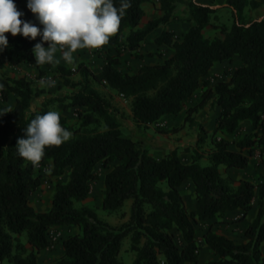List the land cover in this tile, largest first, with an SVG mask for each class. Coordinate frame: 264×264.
Segmentation results:
<instances>
[{"label": "trees", "instance_id": "1", "mask_svg": "<svg viewBox=\"0 0 264 264\" xmlns=\"http://www.w3.org/2000/svg\"><path fill=\"white\" fill-rule=\"evenodd\" d=\"M145 1L149 0H130L131 7L117 34L109 39L116 54L107 55L99 73H92L80 63L81 78L72 81L65 77L69 69L58 67L71 88L65 95L67 101L59 99L58 108H81L76 110L74 123L58 112L61 126L72 136L58 147L45 148L41 161L50 162V172L56 178L47 210H36L30 204V195L44 178L18 155L16 143L25 136V128L36 115L48 112L50 99L42 103L41 109L33 110V102L43 91L23 76L9 79L0 90L2 101L11 96L15 99L12 112L0 116V264H37L39 251L50 244V229L61 226H77L79 231L62 241L63 252L51 264H125L118 254L128 236L135 253L131 264H197L199 246L194 221H208L228 210L246 213L256 197L257 212L244 230L243 242L211 228L204 233V242L217 255V259L204 264H264V183L255 184L245 178L231 182L221 168H246L254 150L259 151L264 167V17L244 21L243 13L245 6L253 8L261 1L227 0L231 24L215 25L221 36H205L204 30L214 25L212 19L220 8L190 0L185 18L189 22L187 31L181 37L163 31L155 38L157 45L170 46L173 54L161 63L143 65L134 73L123 72L116 67L122 49L139 57L138 48L147 34L167 22L175 6V0H161L163 15L139 26ZM13 2L24 13L22 20L43 28L27 8V0ZM113 3L119 8L121 0ZM5 35L9 46L0 52V68L35 63L32 49L41 37L31 40ZM234 56L239 58L240 66L227 79L209 85L211 68L216 63L232 62ZM103 80L129 101L132 117L139 125L177 114L196 91L205 87L200 101L186 108L184 118L194 124L191 114L208 100L220 107L210 133L213 148L205 160L195 148L189 162L180 159L177 149L161 157L150 154L122 132L115 119L118 109L94 87ZM0 110L4 109L0 106ZM245 120L251 124L250 132L236 142V149H230L225 135H233ZM244 148L247 154L242 152ZM97 165L106 169L102 208L116 212L130 201L128 220L119 226L100 218L89 205H76L89 196L91 182L97 179ZM185 181L194 185L193 210L187 208L179 190ZM174 231L181 245L176 243Z\"/></svg>", "mask_w": 264, "mask_h": 264}, {"label": "crops", "instance_id": "2", "mask_svg": "<svg viewBox=\"0 0 264 264\" xmlns=\"http://www.w3.org/2000/svg\"><path fill=\"white\" fill-rule=\"evenodd\" d=\"M189 1L190 0H175V6L168 21L158 25L154 30L147 34V36L141 43L140 47L138 48V53L140 54V56L137 57L133 54L132 51L122 49L121 53L119 54V62L116 64V67L123 72L134 73L143 65L158 64L169 58L173 54V49L166 44L157 45L155 43V38L159 36L163 31H172L177 37H181L182 33L187 31L189 22H187L185 18L188 15ZM193 1L215 8H220V10L228 9V5L226 2L227 0ZM256 1H261V3L253 8L249 5L245 6L243 13L250 10L254 13L253 18L264 17V0ZM141 7L143 10V15L140 20L139 26H143L149 20L158 18L163 15L161 0L145 1L142 3ZM44 46L47 47V43H44ZM111 54H116V49L113 45L108 43L99 49H78L75 53H73L74 62L72 64L66 63L63 60L62 54L60 52H57L55 54V58L59 60V66L68 67L74 64L79 65L80 63H83L92 73H99L103 64L106 62L107 55ZM226 66H230L229 68L233 69L237 68L238 66H240L239 58L237 56H234L232 62L223 61L221 63H216L211 68L210 74L216 72V70H218L219 68ZM44 68V65H37L35 63L27 64L24 62L17 65H6L3 68H0V77L2 78L1 72L4 73L9 71L12 77L14 76L13 78L23 76L30 80H37L39 71L44 70ZM78 75L79 77L77 76V78L80 79V73ZM210 79L212 80V77H210ZM0 84H3V86H5V83L1 79ZM94 87L98 89L102 95L107 97L111 101L112 105L118 109V113L115 114V119L120 124L122 132L130 136L133 140L137 141L143 147L147 148L150 154L156 157H161L166 152L177 149L180 159L183 162H189L191 150L193 148L198 150L199 146H203L210 151L213 148L210 133L214 129L217 123V119L220 115L221 110L219 106H211L205 104L196 112H193L191 114V118L194 119V124L192 125L189 124V121L184 120L186 115V108L189 106H193L200 101V89L193 94L190 101H188L185 107L177 114L163 115L159 118L157 123L139 125L134 121L132 117L129 101L126 99H122L115 89L110 88L106 84H101L99 86V84L97 83H94ZM7 101H2L0 99V106L2 107L1 103H5L8 104L6 108L12 107L15 101L14 96H11ZM78 108L81 107L73 106L66 110L58 108L56 112H59L60 114L65 116L71 123L76 120V110ZM241 126L245 128V131L242 134H238L239 131H236L234 133L238 134L237 141L243 138V136L251 130V124L247 120L242 121L240 127ZM158 127L161 130H158ZM225 137L229 140V148L236 149V145L234 146V144L231 143L232 141L230 138H232V135H225ZM22 138H26V135ZM247 151V148H244L242 150V152L245 154L248 153ZM253 157L255 156H250V159ZM221 168L224 170L223 167ZM249 168L250 166L244 169L227 168L226 173L224 174L225 176H227V172L228 174L236 173L239 174L238 178H245L249 180V178L246 176V172L247 170H249ZM261 170L264 171V167H262V165ZM184 184H187L188 186L185 187ZM179 190L184 198V202L187 208L189 210H193L195 207L193 183L190 181H185L179 187ZM256 212L257 197L253 201L252 208L246 213H244L241 209L233 211L228 210L222 214L216 215L214 218L208 221L197 220L199 225H202L203 227L201 237H196L197 244L199 246L197 264H204L208 260L217 259V255L206 245L203 239L204 233L209 228H211L218 234H222L231 238L235 242H243L245 240L244 230L247 225L253 220ZM261 251L262 253H264V242H262L261 244Z\"/></svg>", "mask_w": 264, "mask_h": 264}, {"label": "clouds", "instance_id": "3", "mask_svg": "<svg viewBox=\"0 0 264 264\" xmlns=\"http://www.w3.org/2000/svg\"><path fill=\"white\" fill-rule=\"evenodd\" d=\"M130 7V0H121L119 8L114 6L113 0H27V8L43 25L41 29L21 19L24 13L13 0H0V52L9 46L6 33L31 40L39 36L41 42L32 49L35 64H58L57 52L66 63L72 64L73 53L78 49H99L108 44ZM3 87L0 84V90ZM9 112H12L11 107L0 110V116ZM60 119L56 111L36 115L25 128L26 138L17 140L18 155L34 168L39 167L46 147H58L71 138L72 133L61 126Z\"/></svg>", "mask_w": 264, "mask_h": 264}, {"label": "rangeland", "instance_id": "4", "mask_svg": "<svg viewBox=\"0 0 264 264\" xmlns=\"http://www.w3.org/2000/svg\"><path fill=\"white\" fill-rule=\"evenodd\" d=\"M254 17V13L252 11L244 12V21H248L249 19H252ZM213 24L211 26H208L204 30L205 36H214L218 35L221 36L222 34L219 32V29L216 28L215 25H220L222 23H225L227 25H230L232 22L231 14L229 9H223L219 10L213 17ZM44 70H40L39 74L37 76V80L32 79L33 86L36 89L42 90L43 94L40 96H37L35 101L32 104L33 110H39L42 107V103L45 102L47 99H50L47 109L48 111H57L58 105L60 104L59 99L63 97L62 99L64 101H67L65 98V95L68 94L71 91V88L68 84H65L64 82V76L65 74H62L61 70L58 69L59 65L57 63L53 64H44ZM230 66L222 67L216 70V72L210 74L212 77V80L210 77L208 78L209 85H213L218 79H227L229 77V74L233 70V68H229ZM69 69V74H66L68 79L72 81H77L79 78V69L78 65L74 64L72 66L66 67ZM71 68H75V71H72ZM2 78L0 79L6 84V82L13 78L10 72H1ZM43 81V83H42ZM48 81H51L52 83L49 84ZM99 86L101 85L100 83ZM203 88H201V91ZM60 97V98H59ZM65 98V99H64ZM8 103V101H7ZM211 100H208L206 102V105H211ZM2 104L3 109H6L8 104ZM75 122V121H74ZM71 122V123H74ZM237 131H239L238 134H242L245 131V128L241 126ZM238 134H233L231 139V143L236 145L237 142V136ZM198 151L201 154V156L204 158L207 157V154L210 150L207 148H204L203 146L198 147ZM255 151H253V154L251 156H254ZM29 162V161H28ZM250 168L246 172V176L249 178L250 181H252L255 184L264 183V171L261 170V159L258 158H251L249 165ZM247 166V167H248ZM50 162L48 160L41 161L40 167L34 168L36 172H40L44 178L43 184L38 187L29 197L30 204L36 209L40 211L47 210L51 205V199L53 194V187L55 184V176L51 174L50 172ZM225 170V171H224ZM222 169L223 175L226 173V169ZM106 169L101 167L100 165H97L95 167V172L97 174V179L92 181V188L89 196L87 199L82 201L81 203H76V205L86 204L91 207H93L98 214L100 218L103 220L109 222L112 225H121L123 222L128 220L129 216V206L130 201L126 202V204L116 212H108L104 210L101 206L102 203V197L104 194L103 189V176ZM231 182H235L239 174L233 173L228 174L226 176ZM67 179V173L62 176V180L65 181ZM185 187H187V184H184ZM195 231H196V237L200 238L201 233L203 231L202 225H199L197 221H194ZM79 231L77 226H61V227H55L51 228L48 233V238L50 241V244L45 249H42L39 251L37 255V264H51L54 260H56L63 252L62 247V241L67 238L69 235H72L74 233H77ZM174 238L178 245H181V238L177 231H174ZM22 241H25V236L21 235ZM131 241L130 237H126L123 241L122 248L118 254V258L123 261L125 264H131L135 253L130 248ZM6 264H12L11 262H6Z\"/></svg>", "mask_w": 264, "mask_h": 264}, {"label": "built area", "instance_id": "5", "mask_svg": "<svg viewBox=\"0 0 264 264\" xmlns=\"http://www.w3.org/2000/svg\"><path fill=\"white\" fill-rule=\"evenodd\" d=\"M71 70H72V71H75V68H71ZM102 83H103V84H106V81L103 80ZM119 96H120L122 99H125V98L123 97V94L119 93ZM254 156H255V158H258V159L261 158L260 153H259L258 150L255 152ZM39 167H40V165H39Z\"/></svg>", "mask_w": 264, "mask_h": 264}, {"label": "water", "instance_id": "6", "mask_svg": "<svg viewBox=\"0 0 264 264\" xmlns=\"http://www.w3.org/2000/svg\"><path fill=\"white\" fill-rule=\"evenodd\" d=\"M258 19H261V18H258Z\"/></svg>", "mask_w": 264, "mask_h": 264}]
</instances>
